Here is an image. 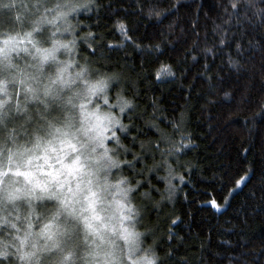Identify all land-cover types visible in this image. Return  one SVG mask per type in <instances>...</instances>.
I'll return each mask as SVG.
<instances>
[{
  "label": "clouds",
  "instance_id": "1",
  "mask_svg": "<svg viewBox=\"0 0 264 264\" xmlns=\"http://www.w3.org/2000/svg\"><path fill=\"white\" fill-rule=\"evenodd\" d=\"M104 7L0 0V264H164L146 210L176 196L184 177L169 158L190 145L109 56L140 46L123 20L111 26L122 40L95 29ZM159 169L157 201L144 185Z\"/></svg>",
  "mask_w": 264,
  "mask_h": 264
},
{
  "label": "trees",
  "instance_id": "2",
  "mask_svg": "<svg viewBox=\"0 0 264 264\" xmlns=\"http://www.w3.org/2000/svg\"><path fill=\"white\" fill-rule=\"evenodd\" d=\"M104 4L89 22L118 41L111 26L123 20L140 46L126 42L109 56L133 73L140 104L148 111L155 104L165 128L177 125V143L190 145L169 158L184 177L175 181L176 196L146 210L164 264H264V0ZM163 67L174 75L157 79ZM144 135L155 133L145 128ZM154 158L145 154L136 168ZM161 174L144 185L157 201Z\"/></svg>",
  "mask_w": 264,
  "mask_h": 264
},
{
  "label": "snow or ice",
  "instance_id": "3",
  "mask_svg": "<svg viewBox=\"0 0 264 264\" xmlns=\"http://www.w3.org/2000/svg\"><path fill=\"white\" fill-rule=\"evenodd\" d=\"M149 14L151 15V12ZM121 27H122V30L125 33H127V31H128L127 27L124 25H122ZM128 38L130 39V37H128ZM221 43H223V41H221ZM206 51L211 52V49H206ZM193 59H195V57H193ZM230 63H232L233 66L236 67V63L234 61H230ZM161 72H163L169 76L174 75V73L170 71V67H163V68H161L160 72L157 73V78L160 77ZM226 95H227V93H226ZM248 179H249V176H247V175L245 177H242L241 180L236 181V187L239 188L242 184H245L246 181H248ZM261 185H262V187H264V179L261 180ZM225 202L227 203V201H225ZM210 204L212 205V207L219 210L220 206L217 204V202L214 199L210 201ZM173 222H175V221H173Z\"/></svg>",
  "mask_w": 264,
  "mask_h": 264
}]
</instances>
